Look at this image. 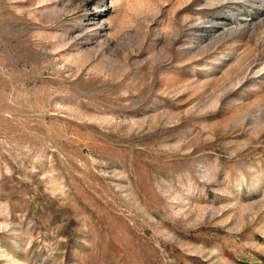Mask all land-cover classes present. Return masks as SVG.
Masks as SVG:
<instances>
[{"label": "rangeland", "instance_id": "obj_1", "mask_svg": "<svg viewBox=\"0 0 264 264\" xmlns=\"http://www.w3.org/2000/svg\"><path fill=\"white\" fill-rule=\"evenodd\" d=\"M0 264H264V0H0Z\"/></svg>", "mask_w": 264, "mask_h": 264}]
</instances>
